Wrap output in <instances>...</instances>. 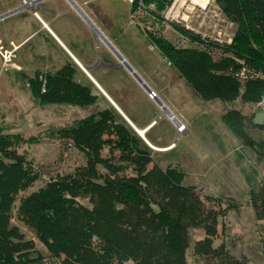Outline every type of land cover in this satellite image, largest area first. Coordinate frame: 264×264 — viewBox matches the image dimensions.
<instances>
[{"label": "trees", "instance_id": "trees-1", "mask_svg": "<svg viewBox=\"0 0 264 264\" xmlns=\"http://www.w3.org/2000/svg\"><path fill=\"white\" fill-rule=\"evenodd\" d=\"M214 1L236 27L229 44L201 39L174 23L170 25L177 33L201 48L178 47L160 34L142 32L199 99L259 104L264 100V0ZM173 2L132 0L131 12L141 9L162 24ZM210 49H218L221 56L214 59ZM75 69L69 63L53 74L29 80L39 107L86 108L96 103L99 91L92 83H78ZM243 70L244 78L240 77ZM106 103L104 109L47 130V138L82 153L85 164L20 198L38 180V173L18 150L38 141L7 133L0 125V264H187L192 227L204 231V238L195 245L196 254L219 264H239L232 262L222 244L213 246L219 220L230 206H207L208 196L183 184V172L159 167L153 150ZM252 120L248 121L251 126L264 129ZM221 121L264 157V140L255 143L247 137L239 111H227ZM249 201L256 218L264 220V188L259 192L250 188ZM13 209L46 255L11 223Z\"/></svg>", "mask_w": 264, "mask_h": 264}, {"label": "rangeland", "instance_id": "rangeland-1", "mask_svg": "<svg viewBox=\"0 0 264 264\" xmlns=\"http://www.w3.org/2000/svg\"><path fill=\"white\" fill-rule=\"evenodd\" d=\"M131 1L98 2H106L110 6L106 12L104 32L112 41L116 53L125 58L126 65L147 88L154 90L157 99L177 121L187 127L188 133L186 136L180 134L177 137L174 123L168 116H162V107L155 103L159 112L156 117L158 125L149 137L158 135L160 145L172 142L174 145L165 154H153V160L163 169L172 166L183 172V184L194 186L202 197L208 196L211 201L206 202L207 206H230L226 215L219 220L214 247L222 244L232 262L264 264V220L259 221L256 218L249 201L250 188L254 187L256 192L264 188V157H259L252 148L244 145L221 121L222 115L227 111H239L246 122L247 137L252 142L259 143L264 140V129L253 127L248 121L256 113L264 112V100L259 104H244L240 99L229 103L199 99L142 32L148 30L160 34L178 47L201 48L177 33L170 23L219 45L231 42L235 25L223 16L214 0H174L166 11L165 22L162 24L141 9L132 14ZM101 43L95 52L103 55L105 50ZM109 52L117 60L114 53L111 50ZM209 52L214 59L221 56L218 49H210ZM245 72L241 71L240 77L244 78ZM116 73L122 77V83L128 88L134 91L143 88L126 66L123 69L118 68ZM143 90L145 91L144 88ZM38 107L37 104L25 107L23 117H20L21 109L15 115L17 107H14L12 114L8 115L10 123L0 119V125L7 133H19L24 138L36 137L38 141L18 150L19 153L26 154L33 170L38 173V180L26 192L20 193L18 198L38 190L49 179L57 175L71 174L85 164L82 153L63 141L47 138L46 132L50 128L70 124L79 119L80 114L85 116L86 113L72 106L56 105L37 114L36 111L40 109ZM16 117L18 122L13 121ZM81 202L87 203L86 200ZM15 213L13 209L11 223L17 225L25 238L33 240L35 247L46 255V249L27 227L18 222ZM203 238L204 231L201 227L189 229V247L185 253L187 264H219L214 259L195 253V245ZM52 264L58 263L52 261Z\"/></svg>", "mask_w": 264, "mask_h": 264}, {"label": "crops", "instance_id": "crops-1", "mask_svg": "<svg viewBox=\"0 0 264 264\" xmlns=\"http://www.w3.org/2000/svg\"><path fill=\"white\" fill-rule=\"evenodd\" d=\"M99 1L40 0L37 17L31 7L22 6L21 0L0 1V119L10 123L8 115L12 114V108L17 107V115L19 109L23 112L25 107L38 105L31 92L30 79L53 74L71 63L76 68L74 79L80 84L92 83L100 93L93 106L74 107L76 110L88 115L106 108V102H112L135 130L142 132L146 142L156 148L152 149L153 154H165L172 149H164L172 148L174 143L160 145V136L149 137L158 125L156 117L159 112L155 106L158 102L150 100L143 88L134 91L125 86L122 77L116 73L125 64L119 61L120 55L104 32L106 12L110 6L106 2L98 4ZM100 43L105 50L103 55L95 52ZM4 51H13L14 55L6 66L3 65ZM50 106L40 107L36 113ZM162 109V116H168V119L173 116L172 113L169 115L166 107ZM22 112L20 117L24 116L25 112ZM82 115L79 117L83 118ZM13 121L18 122L17 117ZM182 134H188L187 127Z\"/></svg>", "mask_w": 264, "mask_h": 264}, {"label": "built area", "instance_id": "built-area-1", "mask_svg": "<svg viewBox=\"0 0 264 264\" xmlns=\"http://www.w3.org/2000/svg\"><path fill=\"white\" fill-rule=\"evenodd\" d=\"M0 1H2V0H0ZM21 3H22V6H24V7H31L33 9L34 15L37 17V10L39 7L40 0H21ZM1 49L2 48L0 47V51H1ZM13 56H14L13 51H4L3 55H2L3 65L4 66L8 65ZM121 64H123V63L121 62ZM148 97L151 100H155V99L157 100V95L152 90L148 92ZM169 119H170V121H172L175 124L176 131L179 135L186 132V126L184 124H182L181 122L177 121L174 116L170 115Z\"/></svg>", "mask_w": 264, "mask_h": 264}, {"label": "water", "instance_id": "water-1", "mask_svg": "<svg viewBox=\"0 0 264 264\" xmlns=\"http://www.w3.org/2000/svg\"><path fill=\"white\" fill-rule=\"evenodd\" d=\"M119 61L122 62L123 64H125L127 70L133 75V77L137 80V82L145 89L146 92L151 91L149 88L146 87V85L143 83V81L135 74V72L126 65L124 59L119 56ZM86 71H88L86 69ZM158 104L162 107L165 108L163 106V104L157 99ZM111 105L120 113V115L125 119V121L132 127V129H134V131L142 138V140L151 148V149H156L155 147L151 146L149 143L146 142V140L143 138L142 134L138 131L135 130V128L133 127V125L130 123V121L122 114V112L111 102ZM170 115V112H168ZM253 124L256 126H262L264 125V112H258L255 114L253 120H252Z\"/></svg>", "mask_w": 264, "mask_h": 264}, {"label": "bare ground", "instance_id": "bare-ground-1", "mask_svg": "<svg viewBox=\"0 0 264 264\" xmlns=\"http://www.w3.org/2000/svg\"><path fill=\"white\" fill-rule=\"evenodd\" d=\"M194 1H198V0H194ZM141 134H142V132H140ZM168 149H170V148H166V149H164V150H168Z\"/></svg>", "mask_w": 264, "mask_h": 264}]
</instances>
